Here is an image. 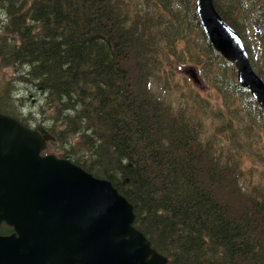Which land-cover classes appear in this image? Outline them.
Wrapping results in <instances>:
<instances>
[{"label": "trees", "instance_id": "obj_1", "mask_svg": "<svg viewBox=\"0 0 264 264\" xmlns=\"http://www.w3.org/2000/svg\"><path fill=\"white\" fill-rule=\"evenodd\" d=\"M212 1L264 81V0ZM0 11V67L42 93L53 154L109 180L166 264H264V183H241L242 154L204 135L209 98L193 90L173 104L153 88L163 77L192 90L175 78L191 65L223 92L217 112L233 130L264 136V113L205 38L195 0H0Z\"/></svg>", "mask_w": 264, "mask_h": 264}, {"label": "water", "instance_id": "obj_2", "mask_svg": "<svg viewBox=\"0 0 264 264\" xmlns=\"http://www.w3.org/2000/svg\"><path fill=\"white\" fill-rule=\"evenodd\" d=\"M195 8L205 37L235 66L237 81L264 113V82L240 35L212 0H195ZM50 139L45 128L0 113V221L17 234L0 236V264H166L134 227L132 205L109 180L67 158L40 154Z\"/></svg>", "mask_w": 264, "mask_h": 264}, {"label": "rangeland", "instance_id": "obj_3", "mask_svg": "<svg viewBox=\"0 0 264 264\" xmlns=\"http://www.w3.org/2000/svg\"><path fill=\"white\" fill-rule=\"evenodd\" d=\"M3 16V11H0V17ZM190 70L194 72L196 80L191 77ZM14 71L12 66L0 67V109L5 110L4 108H6L7 112L4 113L12 116L17 115L20 118L23 117L27 124L33 126L41 124L39 122L43 120L38 111L39 105L41 104L42 93L38 92V90L32 86L17 83L16 81L13 82V80H15ZM172 71L174 70L172 69ZM176 76V80L181 78L184 84L191 87L192 90L180 87L174 83L171 84V87L163 77L160 81L154 80V90L173 104L178 103L179 100L184 101L189 98H194L196 96L195 91L199 95L209 98L212 104L211 110L207 111L206 109L199 108L204 121V135L208 137L217 148L230 150L233 152L234 156H236V153L242 154L240 161L243 165L241 166V172L239 174L241 183L247 185L258 182L264 183V136L256 134L255 131H249L250 137H247V135L233 130L232 125H234L236 121L217 112L220 110L222 113H226L227 110L222 102L223 92L219 94L218 90L212 89L210 82L204 80L202 75L196 72L194 67L188 64L182 65V68L180 67L176 70ZM8 81H12L14 85L11 86V90L14 88L13 92H10L7 88ZM180 83L182 86H185L181 81ZM4 91L9 93V96L4 97V95H6ZM233 105L234 104L230 105V107ZM241 110L242 109L238 107V111ZM227 123L231 125V128L226 129L228 132L224 134L222 130L227 128ZM252 125L255 130L257 121H254ZM218 134L223 140L226 138L225 145L218 146ZM49 141L51 140L45 142V149L43 152L53 153L57 144L54 143V141Z\"/></svg>", "mask_w": 264, "mask_h": 264}, {"label": "flooded vegetation", "instance_id": "obj_4", "mask_svg": "<svg viewBox=\"0 0 264 264\" xmlns=\"http://www.w3.org/2000/svg\"><path fill=\"white\" fill-rule=\"evenodd\" d=\"M6 114H7V113H6ZM8 115H10V114H8ZM10 116H12V115H10ZM12 117H14V116H12ZM14 118H15V117H14ZM20 122H21V121H20ZM27 126H29V127H31V128H34V129H36V128L40 127V126L44 127L43 124H37V125H35V126L28 124ZM44 128H45V127H44ZM41 154L44 155V154H47V152H45V153H41ZM12 234H13L14 236H17V234H16L14 228H13L11 225L7 224L4 220H1V221H0V236H10V235H12Z\"/></svg>", "mask_w": 264, "mask_h": 264}]
</instances>
